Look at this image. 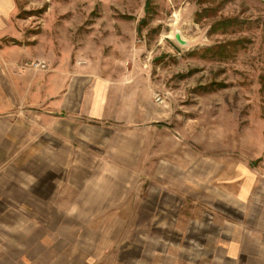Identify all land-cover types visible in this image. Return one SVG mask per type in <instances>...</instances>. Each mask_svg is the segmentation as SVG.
Returning a JSON list of instances; mask_svg holds the SVG:
<instances>
[{"label": "rangeland", "instance_id": "1", "mask_svg": "<svg viewBox=\"0 0 264 264\" xmlns=\"http://www.w3.org/2000/svg\"><path fill=\"white\" fill-rule=\"evenodd\" d=\"M73 80L100 117L54 107ZM45 115L78 118L75 153ZM7 126L24 152L0 171V255L198 264L201 234L232 228L264 251V0H0Z\"/></svg>", "mask_w": 264, "mask_h": 264}, {"label": "crops", "instance_id": "2", "mask_svg": "<svg viewBox=\"0 0 264 264\" xmlns=\"http://www.w3.org/2000/svg\"><path fill=\"white\" fill-rule=\"evenodd\" d=\"M81 86V84H79ZM75 83V80L71 83L70 87L67 88L66 91L61 94L58 93L57 99L55 100V106L57 110H65V109H71L74 114H90L92 117L94 116L95 118L100 117L101 114H103L104 110L101 106V101L96 100L95 103L89 102V105L85 103V98H83V94L79 91L80 87ZM80 96V97H79ZM79 97V98H77ZM82 98V99H81ZM49 105H45V108ZM52 107V106H50ZM47 111L50 114L51 111L46 108ZM75 111V112H74ZM48 119L51 123H56V128H59V121H63L64 119H58V118H53L51 115H45L42 116ZM69 124L67 127L68 131H64L63 128L60 130H56L55 135L52 134V137L56 140V155H61V148H62V153L63 149H65L64 152L68 153L71 150V153H75L74 151V140H78L79 132H80V121L78 118H72L67 119ZM75 121V122H74ZM65 123L64 121L61 123ZM17 124H15V127ZM14 126V125H13ZM48 124L44 123L42 130L44 133V129H46V132H48ZM86 131L85 140L87 142V146H92L91 141H93L92 138H94V132L93 126H91L90 122L87 121L83 124L82 126ZM8 132L5 130L1 133L0 130V171H2L5 166H16V162L14 161V157H17V155L21 154L24 152V146H21V141H19V138L21 136H15L12 133L11 130H9L7 126ZM41 130V132H42ZM51 130H52V124H51ZM92 130L91 134L89 131ZM53 131V130H52ZM16 134V132H15ZM21 135V134H20ZM43 137V136H41ZM82 137V138H83ZM83 141V140H82ZM14 146V149H10L9 147ZM47 146V145H46ZM86 146V145H85ZM43 147L40 148V153H42ZM8 161V162H7ZM11 161V162H10ZM30 162V160L26 163ZM7 164V165H6ZM37 165V167L33 168V170H36L38 172L43 171L44 169L39 167L37 163H33ZM23 167L20 166L21 171H25L24 169V164L22 165ZM41 166V165H40ZM67 167L70 168H75L74 163H70L67 165ZM36 178H38V175H35ZM27 188V187H26ZM28 193H30V188L26 190ZM8 210V208H7ZM227 220V219H226ZM223 223H230L232 225H238L239 221L236 218H233L229 222H224ZM236 227V226H233ZM233 229L232 228V233L230 238H223L219 234L213 235V240L211 242L210 250L208 249L209 244H208V234L203 233V240H202V234H201V239L196 240L198 243V248H199V257L201 258L202 256L205 257L206 262H199L198 264H264V251H260L257 249L254 243V239H251V234L248 235L247 237H244L242 240L236 239L235 235L233 234ZM1 242V240H0ZM241 242V243H239ZM26 245L23 246L22 253H29L28 250L30 249L31 245H28L27 248L25 247ZM1 247V244H0ZM3 247L6 250V254L0 255V264H19L18 260L20 255L18 257L16 256L17 251H21L16 245H13L10 248L8 245H3ZM221 249V254H218L219 250ZM21 253V254H22ZM207 256L210 258V262H207ZM262 259V260H261ZM54 260L49 261L48 264L52 263ZM53 263H57L53 262Z\"/></svg>", "mask_w": 264, "mask_h": 264}]
</instances>
